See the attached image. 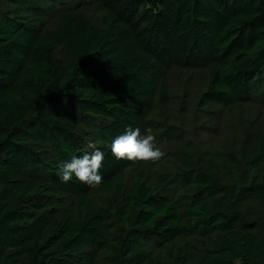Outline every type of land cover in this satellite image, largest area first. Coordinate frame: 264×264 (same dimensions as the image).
Returning <instances> with one entry per match:
<instances>
[{"label": "trees", "instance_id": "1", "mask_svg": "<svg viewBox=\"0 0 264 264\" xmlns=\"http://www.w3.org/2000/svg\"><path fill=\"white\" fill-rule=\"evenodd\" d=\"M174 69L205 71L200 111L263 106L264 0H0V264H264L254 119L234 152L198 166L185 149L168 183L111 152L127 127L156 129ZM90 144L102 183L61 182Z\"/></svg>", "mask_w": 264, "mask_h": 264}, {"label": "rangeland", "instance_id": "2", "mask_svg": "<svg viewBox=\"0 0 264 264\" xmlns=\"http://www.w3.org/2000/svg\"><path fill=\"white\" fill-rule=\"evenodd\" d=\"M86 9L90 20L98 24L100 16L94 7L88 6ZM205 75V71L201 70L174 69L164 81L170 100L156 107L154 123L150 128H156L152 131L156 136V146L165 152V156L155 162L142 161L152 178L167 183L179 178L183 167L178 158L185 153V149L190 150V153L193 151L198 166H201L213 147L228 152L236 151L242 144L245 120L254 119L257 128H264V105L261 106L255 100L249 102L248 106L238 104L226 109L210 105L205 111H200L196 107V100L205 86ZM175 127L177 130L172 131ZM164 128L168 130L167 133H164ZM171 131L178 135L163 140ZM179 186L178 196L182 200L190 193V188L183 183Z\"/></svg>", "mask_w": 264, "mask_h": 264}, {"label": "clouds", "instance_id": "3", "mask_svg": "<svg viewBox=\"0 0 264 264\" xmlns=\"http://www.w3.org/2000/svg\"><path fill=\"white\" fill-rule=\"evenodd\" d=\"M89 148L91 151L61 162L57 172L61 182L67 183L75 177L91 187L102 183L103 176L100 169L103 166L104 152L94 144H90ZM111 152L118 160L126 159L134 162H155L165 156V152L156 146V136L150 129L141 134L138 127L131 126L112 140Z\"/></svg>", "mask_w": 264, "mask_h": 264}]
</instances>
